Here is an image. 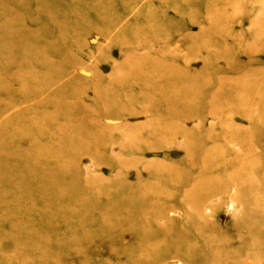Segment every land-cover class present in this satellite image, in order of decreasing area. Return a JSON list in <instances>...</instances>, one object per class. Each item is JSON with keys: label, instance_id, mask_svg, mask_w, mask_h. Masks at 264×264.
<instances>
[{"label": "rangeland", "instance_id": "1", "mask_svg": "<svg viewBox=\"0 0 264 264\" xmlns=\"http://www.w3.org/2000/svg\"><path fill=\"white\" fill-rule=\"evenodd\" d=\"M121 243L264 264V0H0V264Z\"/></svg>", "mask_w": 264, "mask_h": 264}, {"label": "bare ground", "instance_id": "2", "mask_svg": "<svg viewBox=\"0 0 264 264\" xmlns=\"http://www.w3.org/2000/svg\"><path fill=\"white\" fill-rule=\"evenodd\" d=\"M46 250V249H45ZM49 253L46 255H43L44 257L46 256L47 258H55V257H59L62 254H64L67 251H71V253L74 254H79V250L77 247H75V245H60L54 249L53 248H49ZM108 255L110 258H113V260H121V259H125L127 260L130 264H140L141 262V257L139 256H135L134 257V252H133V247L130 243H121L119 244V246H116L114 248H112L110 251H108ZM84 264V262L82 263Z\"/></svg>", "mask_w": 264, "mask_h": 264}]
</instances>
